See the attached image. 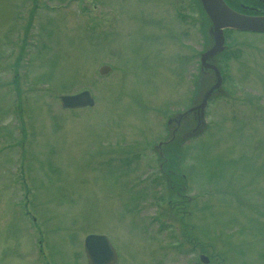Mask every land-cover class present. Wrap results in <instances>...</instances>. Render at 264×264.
I'll list each match as a JSON object with an SVG mask.
<instances>
[{
    "label": "rangeland",
    "instance_id": "obj_1",
    "mask_svg": "<svg viewBox=\"0 0 264 264\" xmlns=\"http://www.w3.org/2000/svg\"><path fill=\"white\" fill-rule=\"evenodd\" d=\"M174 1L0 0V264H87L89 234L116 264H264V34H234L228 92L173 146L170 194L156 145L201 99L206 44L201 15L199 43L171 25ZM84 88L94 106L62 109Z\"/></svg>",
    "mask_w": 264,
    "mask_h": 264
},
{
    "label": "flooded vegetation",
    "instance_id": "obj_2",
    "mask_svg": "<svg viewBox=\"0 0 264 264\" xmlns=\"http://www.w3.org/2000/svg\"><path fill=\"white\" fill-rule=\"evenodd\" d=\"M223 1L231 10H233L237 13L244 14V15L264 16V0H223ZM174 3L176 4V6H173V8L176 11H174L173 19L171 20V25H174V27L179 26L180 27V35L182 37H185L186 39H188L190 36L189 35V26L191 25L192 28H195V30H196L195 39H196V42L199 43V39H198L199 18H200V15L202 16V23L207 24V32H206L207 39H205L207 46L204 49V51H206L208 48H210L214 44V27H213L212 21L208 17L203 15V13L201 11L200 0H175ZM185 12H187L188 14L186 15ZM150 21H152V19ZM177 21H179L181 24H178ZM166 22H167V20H166ZM183 25H185L186 28H184ZM171 28H173V27L171 26ZM241 32L264 34V32H250V31H241V30H236V29H231V28H224L223 29V34H224L223 46H224V48L221 51H219L218 53H216L215 55L210 56L207 60L208 63L213 64L218 70H220V72L222 70L224 72H225V70L227 71V68H226L228 66L227 63H229L230 61L234 60L237 57V54L234 53V50H236V46H237L236 45V39L234 38V34L235 33H241ZM260 47L262 49V52H264V48H263L264 46L263 47L260 46ZM192 54H193V59H195L196 65L198 66V70L194 76V80H193L194 81V86H193L194 89H193V93H192V96L190 98V101L192 98L194 100L195 90L197 87L196 83L198 82V80L200 79V76H201V74L199 73L201 53L198 49H196V50H194V52ZM262 65H263V63H262ZM229 67H230V65H229ZM211 71L212 72L207 73L206 71L202 70V72L206 73L204 75L207 76L206 78H204L203 82H207L210 77L214 76L215 72L212 69H211ZM261 73L264 74L263 71H261ZM214 82H215V79H214ZM262 84H263L262 89L264 90V81ZM260 96L262 97V94ZM261 97L258 98V102H260V103H262ZM242 104H243V106H248V107L252 106V105H256V103H254V101L251 98H246L245 100L242 101ZM194 106L195 105H193V104L191 105V107H194ZM191 107H188L187 109L179 112L177 116H174L170 119L169 135L165 139L164 142L162 141V143L157 145L158 153H159L158 158H161L163 156V158L166 157L165 160H167V162L163 161V160H160L161 162L159 161V165L161 168L166 167V166L173 167V165L176 164V161L178 160L177 157H179V152L181 151V150H178L179 145H180L181 135L184 134V132H183L182 134L178 135V131H180V129L183 128V124L186 123V120H188V118L189 119L193 118L195 120L196 126L199 122L198 111L195 109L189 110ZM263 107L264 106H258V109L260 111L259 115L261 117H264V115H263L264 108ZM261 108H263V109H261ZM177 143H179V145L176 146V150L174 151L172 148ZM162 146H163V149L161 151L160 148ZM173 157H174L175 161H173ZM174 162H175V164H174ZM163 163H165V164L163 165ZM171 167H170V170L168 173L176 174L174 172L173 168H171ZM176 167H177V165H176ZM176 167H174V168H176ZM167 180H169V181H166V188H167L168 192L170 194H173V195H176L179 197L181 195L183 196V194L180 193V190L182 189V186H184L185 183L184 182L181 183V181H179V179H178V176L175 177V180L172 176L171 177L167 176ZM184 198H185V196H184ZM184 198H181V199L185 200ZM182 202H176L175 203L176 207H177V205L179 206V204H182Z\"/></svg>",
    "mask_w": 264,
    "mask_h": 264
},
{
    "label": "water",
    "instance_id": "obj_3",
    "mask_svg": "<svg viewBox=\"0 0 264 264\" xmlns=\"http://www.w3.org/2000/svg\"><path fill=\"white\" fill-rule=\"evenodd\" d=\"M202 7L213 23L214 27V44L201 55V63L203 68H211L214 70L217 80L211 88L205 93L201 101L191 107L199 113V122L196 127H202L203 111L206 106L209 96L221 84V75L219 70L207 60L210 56L215 55L221 51L224 46V28H233L247 31H264V16L244 15L231 10L223 0H200ZM110 70L108 65H103L100 68V73L104 74ZM60 101L64 108H80L85 106H92L94 98L88 89H84L74 94H61ZM170 123V119L168 121ZM195 132V131H194ZM193 132V133H194ZM85 251L87 255L88 264H115L117 261V254L115 249L110 244L105 235L89 234L85 238ZM202 261L207 262L206 255H200Z\"/></svg>",
    "mask_w": 264,
    "mask_h": 264
},
{
    "label": "bare ground",
    "instance_id": "obj_4",
    "mask_svg": "<svg viewBox=\"0 0 264 264\" xmlns=\"http://www.w3.org/2000/svg\"><path fill=\"white\" fill-rule=\"evenodd\" d=\"M205 71H206L207 73L212 72V71H211V68H205ZM209 79H210V81H211L212 84H213V83H214V78H213V76L210 77ZM198 81H199V83H202L203 80H202V78H200Z\"/></svg>",
    "mask_w": 264,
    "mask_h": 264
}]
</instances>
